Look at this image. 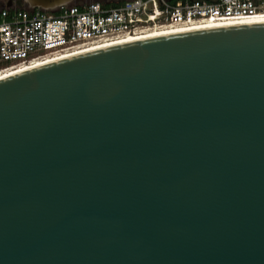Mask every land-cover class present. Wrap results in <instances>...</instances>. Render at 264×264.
Returning <instances> with one entry per match:
<instances>
[{
  "label": "water",
  "instance_id": "water-1",
  "mask_svg": "<svg viewBox=\"0 0 264 264\" xmlns=\"http://www.w3.org/2000/svg\"><path fill=\"white\" fill-rule=\"evenodd\" d=\"M0 264H264V23L0 79Z\"/></svg>",
  "mask_w": 264,
  "mask_h": 264
},
{
  "label": "built area",
  "instance_id": "built-area-1",
  "mask_svg": "<svg viewBox=\"0 0 264 264\" xmlns=\"http://www.w3.org/2000/svg\"><path fill=\"white\" fill-rule=\"evenodd\" d=\"M264 15V0H123L53 10L0 5V72L155 29Z\"/></svg>",
  "mask_w": 264,
  "mask_h": 264
},
{
  "label": "bare ground",
  "instance_id": "bare-ground-1",
  "mask_svg": "<svg viewBox=\"0 0 264 264\" xmlns=\"http://www.w3.org/2000/svg\"><path fill=\"white\" fill-rule=\"evenodd\" d=\"M260 23H264V15L251 16V17H249L247 19H243L241 21L203 22V23H194V24L186 25V26H176V27H169V28H164V29L150 30V31L140 33V34L122 37V38H119L117 40L104 42V43L97 44V45H92V46H89V47H86L83 49H79L75 52L60 54L57 56H52L51 58H47L43 61L36 62V63H33L31 65H28V66H20V67H15V68H11L8 70H4V71L0 72V79H3L5 77L11 76V75H14L17 73H21L23 71L38 67L40 65H43L45 63H48V62H51V61H54L57 59H61V58H65V57L89 52V51L100 49V48L125 44V43H129V42H134V41L164 36V35H168V34H173V33L193 30V29L219 28V27H230V26H238V25L260 24Z\"/></svg>",
  "mask_w": 264,
  "mask_h": 264
},
{
  "label": "rangeland",
  "instance_id": "rangeland-1",
  "mask_svg": "<svg viewBox=\"0 0 264 264\" xmlns=\"http://www.w3.org/2000/svg\"><path fill=\"white\" fill-rule=\"evenodd\" d=\"M5 0H2L0 1V5L4 2ZM100 1H103V0H76L74 2H71V3H75V4H82V3H90V2H100ZM118 0H114V2H117ZM210 1H213V0H210ZM15 3V2H14ZM13 3V4H14ZM16 7L17 5L14 4Z\"/></svg>",
  "mask_w": 264,
  "mask_h": 264
},
{
  "label": "trees",
  "instance_id": "trees-1",
  "mask_svg": "<svg viewBox=\"0 0 264 264\" xmlns=\"http://www.w3.org/2000/svg\"><path fill=\"white\" fill-rule=\"evenodd\" d=\"M123 0H119V1H117V2H112V3H109L108 5H115V4H118V3H121ZM168 1H170L171 3H173V2H175V1H179V0H168ZM207 1H210V0H207ZM20 2L19 1H16V5H20L19 4ZM100 3H103V1H100Z\"/></svg>",
  "mask_w": 264,
  "mask_h": 264
},
{
  "label": "flooded vegetation",
  "instance_id": "flooded-vegetation-1",
  "mask_svg": "<svg viewBox=\"0 0 264 264\" xmlns=\"http://www.w3.org/2000/svg\"><path fill=\"white\" fill-rule=\"evenodd\" d=\"M16 1H19V0H11L12 3L15 2L14 4H16ZM118 1H119V0H118ZM19 2H20V1H19ZM112 2H114V0H103V3H104V4H109V3H112ZM19 4H20V5H19L20 7H24V6L22 5L21 2H20ZM17 6H18V5H17ZM24 8H25V7H24Z\"/></svg>",
  "mask_w": 264,
  "mask_h": 264
}]
</instances>
